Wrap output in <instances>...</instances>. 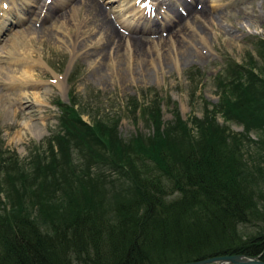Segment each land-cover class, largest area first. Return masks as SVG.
I'll list each match as a JSON object with an SVG mask.
<instances>
[{"label": "trees", "instance_id": "obj_1", "mask_svg": "<svg viewBox=\"0 0 264 264\" xmlns=\"http://www.w3.org/2000/svg\"><path fill=\"white\" fill-rule=\"evenodd\" d=\"M254 48L264 64V39ZM248 58L224 61L216 102L190 125L176 107L162 120L151 99L140 111L149 130L124 138L117 114L70 122V105L55 100L66 110L28 167L0 149V264H171L234 252L264 261V73ZM104 167L110 198L92 175Z\"/></svg>", "mask_w": 264, "mask_h": 264}, {"label": "rangeland", "instance_id": "obj_2", "mask_svg": "<svg viewBox=\"0 0 264 264\" xmlns=\"http://www.w3.org/2000/svg\"><path fill=\"white\" fill-rule=\"evenodd\" d=\"M48 1L53 7H64L66 15L52 22L49 16H39L42 10L36 13L35 0H0L6 26L3 32L0 29V149L24 168L33 148L45 149V137L56 130L66 110L58 108L55 100L70 105L72 109L63 113L70 122L78 116L89 123L93 115L117 114L116 131L125 138L149 130L140 111L151 99H157L162 120L170 119L176 107L179 117L190 125L192 115L200 117L203 106L210 108L216 102L213 76L228 58L241 62L250 56L252 65L264 73L254 48L256 39H264V0H42L43 6ZM161 2L177 7L173 9L177 12H186L190 4L201 11L181 23L183 33L158 36L148 29L175 26L177 19L165 14L168 8ZM29 14L37 19L36 26L49 32L25 31ZM102 14L117 33L121 46L116 54L113 47L104 46L105 36L98 27ZM18 15L21 22L16 20ZM131 35L145 42L140 53L126 44ZM214 116L232 131L244 129L239 121L223 120L219 113ZM247 133L252 146L257 133ZM246 150L252 152L251 147ZM90 170L96 171L97 166ZM101 171L92 175H102V185L110 190L105 196L113 197L108 170ZM0 176H5L2 170ZM12 193L17 200L20 189L15 187Z\"/></svg>", "mask_w": 264, "mask_h": 264}, {"label": "bare ground", "instance_id": "obj_3", "mask_svg": "<svg viewBox=\"0 0 264 264\" xmlns=\"http://www.w3.org/2000/svg\"><path fill=\"white\" fill-rule=\"evenodd\" d=\"M73 1V0H72ZM78 1V0H77ZM170 1V0H169ZM50 1H48V2H46L45 4H44V6H43V3H42V0H36V2H35V5H34V7L36 6V13H37V10H42L41 12H42V17H44V16H49V20H51L52 22H54L55 20H57V19H59V18H61V17H64L65 15H66V12L67 11H65V9H64V7H62V6H55V7H53V3H52V1L49 3ZM67 2H68V0H67ZM82 2V1H81ZM157 2V1H156ZM33 3V2H32ZM52 3V4H51ZM65 3V2H64ZM70 3V2H69ZM75 3V2H74ZM126 3V2H125ZM178 3V2H177ZM34 4V3H33ZM81 4V3H80ZM79 4V5H80ZM85 4V3H84ZM55 5V4H54ZM69 5V4H68ZM72 5V4H71ZM161 5H163L162 4V2H161ZM177 5V4H176ZM165 5H163V7H164ZM173 7H174V5H172ZM192 4H190V7L187 9V11L185 12H181V10L180 11H176V10H173V9H176L177 7H175V8H173L172 9V7H171V5H166L165 7H167V8H165L164 7V9H167V11H165V14H167V15H169L170 17L172 16V17H176L177 19H176V22L174 21V20H172V23L173 22H175V23H173L175 26H171L170 24H167V25H164V26H155L153 29H148V31H150V32H158V36H166L167 35V33L168 34H170V35H172V34H174L175 33V35L176 34H181V33H183V30H182V28H183V24H181L185 19H187V18H189L190 16H194V15H196V14H199L200 13V11H201V8H199V9H197L198 7H195V6H193ZM158 7V6H157ZM91 9V8H90ZM181 9V8H180ZM62 10V11H61ZM119 10V9H118ZM162 11V10H161ZM4 10H3V8H2V6H0V29H2L3 28V24H4ZM206 12V11H205ZM33 13V12H32ZM72 13V12H71ZM208 13V12H207ZM1 14H3V15H1ZM38 14V13H37ZM30 15L31 14H29V16H28V18H27V20H26V22H28V26H27V28H26V30L25 31H28L29 33H41V32H49V30H48V28L47 27H42V26H36V18L34 17V18H31L30 19ZM34 15H35V12H34ZM166 15V16H167ZM38 16V15H37ZM95 16V15H94ZM199 16V15H198ZM41 17V18H42ZM95 18H97V17H95ZM201 19V18H200ZM43 20V19H42ZM61 20V19H60ZM149 21V20H148ZM40 22V21H39ZM40 25H42L43 23H39ZM38 24V25H39ZM52 24V23H51ZM55 24V23H54ZM151 24V23H150ZM56 25V24H55ZM195 25V24H194ZM98 27H99V29H100V31L102 32V34L105 36V43L106 44H104V46H106L108 49H109V47H113V53H117L118 52V50H119V48H120V43H119V41H118V37H117V33L115 32V28L113 29V27H112V24H111V22H110V20H109V17H107V15L105 14L104 16H103V14H102V16L99 18V22H98ZM147 28H149V26L147 27ZM169 31V32H168ZM17 34H20V35H22L23 34V32H17ZM130 41H128V42H126V44L128 43V45L130 46V48H132V50L133 51H135V50H137V51H139V53H140V50H141V46H143L142 45V43H145L144 41H142V38H137V36H135V35H131L129 38H128ZM173 43V42H172ZM171 43V44H172ZM16 45V44H15ZM185 46V45H184ZM182 47V46H181ZM129 48V49H130ZM181 49V48H180ZM11 52H14V50L12 49V50H10ZM177 51V50H176ZM185 52V51H184ZM9 53V52H8ZM105 53V54H104ZM102 55L104 54V55H106V52L105 51H103L102 53H101ZM187 54V53H186ZM191 54V53H190Z\"/></svg>", "mask_w": 264, "mask_h": 264}, {"label": "water", "instance_id": "obj_4", "mask_svg": "<svg viewBox=\"0 0 264 264\" xmlns=\"http://www.w3.org/2000/svg\"><path fill=\"white\" fill-rule=\"evenodd\" d=\"M264 264L259 254L248 255L244 253H224L211 255L195 260L174 262L171 264Z\"/></svg>", "mask_w": 264, "mask_h": 264}, {"label": "snow or ice", "instance_id": "obj_5", "mask_svg": "<svg viewBox=\"0 0 264 264\" xmlns=\"http://www.w3.org/2000/svg\"><path fill=\"white\" fill-rule=\"evenodd\" d=\"M137 2L139 3L140 0H137ZM145 6H146L149 10H151V5H150V4H146Z\"/></svg>", "mask_w": 264, "mask_h": 264}]
</instances>
